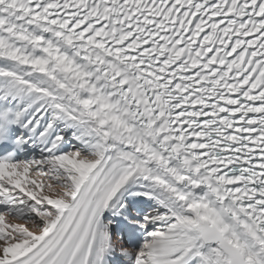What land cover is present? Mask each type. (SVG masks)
<instances>
[{"label":"snow or ice","instance_id":"obj_1","mask_svg":"<svg viewBox=\"0 0 264 264\" xmlns=\"http://www.w3.org/2000/svg\"><path fill=\"white\" fill-rule=\"evenodd\" d=\"M0 264H264V0H0Z\"/></svg>","mask_w":264,"mask_h":264}]
</instances>
